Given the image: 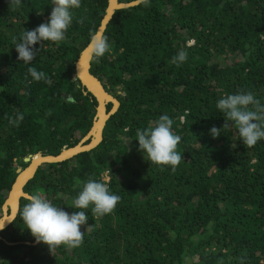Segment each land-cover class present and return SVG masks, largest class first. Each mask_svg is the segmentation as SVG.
Returning <instances> with one entry per match:
<instances>
[{"label":"trees","instance_id":"1","mask_svg":"<svg viewBox=\"0 0 264 264\" xmlns=\"http://www.w3.org/2000/svg\"><path fill=\"white\" fill-rule=\"evenodd\" d=\"M51 3L0 0V219L17 169L29 165L24 159L75 146L97 116V99L75 78L76 62L109 0H81L65 40L37 43L25 64L13 37L46 22ZM103 34L111 48L93 55L91 72L120 101L103 140L42 164L24 191L71 213L82 182L103 177L121 199L104 216L80 209L90 227L74 248L38 243L18 212L0 232V264H264V140L245 146L216 109L219 98L240 90L264 103V0L142 1L116 10ZM179 50L188 55L182 64L172 62ZM33 67L47 79H33ZM17 111L24 119L14 126ZM162 114L181 136L175 170L152 164L136 139ZM212 126L220 128L216 138ZM26 203L22 197L19 211Z\"/></svg>","mask_w":264,"mask_h":264},{"label":"clouds","instance_id":"2","mask_svg":"<svg viewBox=\"0 0 264 264\" xmlns=\"http://www.w3.org/2000/svg\"><path fill=\"white\" fill-rule=\"evenodd\" d=\"M10 2L17 7L22 5V0ZM143 2L148 4L149 0ZM80 3L81 0H52V11L46 22L34 29H26L18 41L13 37L14 47L18 53L17 59L30 64L39 51L35 48L37 43L64 41L66 32L73 23V10L79 8ZM90 45L97 59L103 57L111 48L108 36L100 31L91 34ZM187 58V52L179 50L172 57V62L182 64ZM29 73L37 81L47 79L42 71H37L34 67L29 68ZM216 109L223 113L227 121L232 122L239 141L245 146L251 147L264 140V103H261L251 91L240 90L223 95L216 101ZM23 119V114L17 111L15 117L9 118V123L18 126ZM127 131L126 128L125 132ZM209 132L213 138L221 133L220 128L216 126H212ZM136 139L139 149L152 164L171 166L175 170L183 158V154L177 150L181 136L173 130V120L167 114L160 115L154 125L138 128ZM120 199L121 197L110 189L103 177L89 178L82 182L77 196L68 204L78 211L70 213L61 205L54 204L37 193L28 197V203L19 211V216L38 243L44 242L51 248L60 245L74 248L83 242L84 234L90 227L87 225L88 216L80 209H88L91 206V211L96 216H104L114 210ZM82 225L86 226V231H81ZM5 226V222L0 224V230Z\"/></svg>","mask_w":264,"mask_h":264},{"label":"water","instance_id":"3","mask_svg":"<svg viewBox=\"0 0 264 264\" xmlns=\"http://www.w3.org/2000/svg\"><path fill=\"white\" fill-rule=\"evenodd\" d=\"M142 1L143 0H137L130 3H121L119 0H109L107 14L98 31L104 33L108 22L111 20L116 10L138 5ZM93 55L92 46L89 44L76 62L75 76V78H78L87 91L98 101L97 116L94 120L92 129L81 139L79 143L73 147H65L58 155H44L42 153H38L37 155H30L24 159L25 162L29 163V165L25 169H17L18 177L9 193L6 203L3 206L4 215L0 219V224L5 222V227H7L17 216L20 209L21 198L23 197L28 199L30 196V194L24 191V187L29 180L34 177L39 166L44 163L62 162L70 159L81 152L89 151L95 148L103 140V131L106 122L109 117L117 111L120 106V101L112 94L111 91H109L107 87L104 86L102 81L91 72V60ZM108 103L113 104V109L110 113L107 111ZM103 112L104 117H102ZM16 196H18L17 201L15 200ZM12 198L15 201H10ZM1 231L2 230H0V232Z\"/></svg>","mask_w":264,"mask_h":264},{"label":"bare ground","instance_id":"4","mask_svg":"<svg viewBox=\"0 0 264 264\" xmlns=\"http://www.w3.org/2000/svg\"><path fill=\"white\" fill-rule=\"evenodd\" d=\"M102 110H103V108H102ZM102 110H101V111H102ZM102 117H104V112L102 113ZM37 158H38V157H37ZM17 198H18V196L15 197V200H16V201H17ZM12 200L15 201L13 198H12L10 201H12Z\"/></svg>","mask_w":264,"mask_h":264},{"label":"rangeland","instance_id":"5","mask_svg":"<svg viewBox=\"0 0 264 264\" xmlns=\"http://www.w3.org/2000/svg\"><path fill=\"white\" fill-rule=\"evenodd\" d=\"M20 168H23V167H20ZM23 169H25V168H23ZM3 215H4V213H3ZM3 215H2V217H3Z\"/></svg>","mask_w":264,"mask_h":264}]
</instances>
